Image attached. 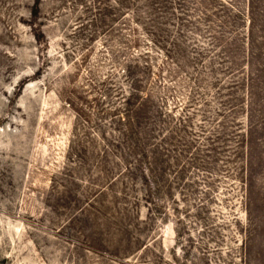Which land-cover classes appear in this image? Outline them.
I'll return each mask as SVG.
<instances>
[{
    "label": "rangeland",
    "instance_id": "obj_1",
    "mask_svg": "<svg viewBox=\"0 0 264 264\" xmlns=\"http://www.w3.org/2000/svg\"><path fill=\"white\" fill-rule=\"evenodd\" d=\"M0 264H264V0H0Z\"/></svg>",
    "mask_w": 264,
    "mask_h": 264
}]
</instances>
